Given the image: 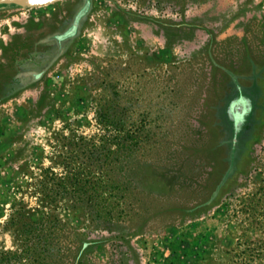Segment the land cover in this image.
Wrapping results in <instances>:
<instances>
[{
	"label": "rangeland",
	"instance_id": "obj_1",
	"mask_svg": "<svg viewBox=\"0 0 264 264\" xmlns=\"http://www.w3.org/2000/svg\"><path fill=\"white\" fill-rule=\"evenodd\" d=\"M63 135L115 151L117 194L45 208L43 264H264V0L0 4V264Z\"/></svg>",
	"mask_w": 264,
	"mask_h": 264
},
{
	"label": "trees",
	"instance_id": "obj_2",
	"mask_svg": "<svg viewBox=\"0 0 264 264\" xmlns=\"http://www.w3.org/2000/svg\"><path fill=\"white\" fill-rule=\"evenodd\" d=\"M62 139L70 148H67V155L55 161L63 171L57 172L52 166L41 168V176L36 178V191L40 194V211L43 213L38 214L37 208L31 210L23 206L10 218L9 225L13 228L18 245L16 264H43L51 254L56 244L53 243L57 221L54 214L45 212V208H56L63 203L65 208L88 209L101 216L102 211L110 205L111 197L117 194L112 191L114 185L108 183L110 176L106 171L112 162L110 154L115 151L106 143L99 148L94 144L84 147L85 143H75L72 136L63 135ZM116 145V152L123 149V143L117 142ZM96 171L99 173L96 174ZM104 212L108 214L109 211ZM244 252L243 256H249V261L255 258L264 260L263 252L255 253L254 249ZM236 256L237 264H249L247 260L243 261L241 253Z\"/></svg>",
	"mask_w": 264,
	"mask_h": 264
},
{
	"label": "water",
	"instance_id": "obj_3",
	"mask_svg": "<svg viewBox=\"0 0 264 264\" xmlns=\"http://www.w3.org/2000/svg\"><path fill=\"white\" fill-rule=\"evenodd\" d=\"M59 0H0V4L14 3L24 7H32L37 5H45L57 2Z\"/></svg>",
	"mask_w": 264,
	"mask_h": 264
},
{
	"label": "flooded vegetation",
	"instance_id": "obj_4",
	"mask_svg": "<svg viewBox=\"0 0 264 264\" xmlns=\"http://www.w3.org/2000/svg\"><path fill=\"white\" fill-rule=\"evenodd\" d=\"M243 103L244 99L242 97H239L235 107V111L237 114L243 111Z\"/></svg>",
	"mask_w": 264,
	"mask_h": 264
}]
</instances>
